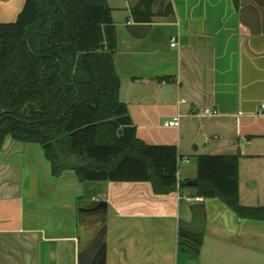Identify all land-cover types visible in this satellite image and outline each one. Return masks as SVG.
I'll return each mask as SVG.
<instances>
[{
  "label": "crops",
  "instance_id": "crops-1",
  "mask_svg": "<svg viewBox=\"0 0 264 264\" xmlns=\"http://www.w3.org/2000/svg\"><path fill=\"white\" fill-rule=\"evenodd\" d=\"M25 1L0 0V22ZM107 1L120 101L139 140L177 147L178 189L55 177L40 145L8 136L0 264H264V220L195 188L199 158H237L240 204L264 207V0Z\"/></svg>",
  "mask_w": 264,
  "mask_h": 264
},
{
  "label": "trees",
  "instance_id": "trees-1",
  "mask_svg": "<svg viewBox=\"0 0 264 264\" xmlns=\"http://www.w3.org/2000/svg\"><path fill=\"white\" fill-rule=\"evenodd\" d=\"M107 0H26L15 23H0V153L5 139L40 145L55 177L81 182H149L178 189L176 146L137 138L103 26ZM196 196L220 198L239 217L264 220V207L239 201L237 158L201 157Z\"/></svg>",
  "mask_w": 264,
  "mask_h": 264
},
{
  "label": "built area",
  "instance_id": "built-area-1",
  "mask_svg": "<svg viewBox=\"0 0 264 264\" xmlns=\"http://www.w3.org/2000/svg\"><path fill=\"white\" fill-rule=\"evenodd\" d=\"M175 44H173L172 46H174ZM204 115H215L217 114L216 112L214 111H211L209 109L205 110V112L203 113ZM261 115L264 116V103H262V106H261ZM168 125L171 126V127H175V126H178L179 125V121L178 119H174L172 121H169L168 122ZM184 198L188 201H192V200H200L201 198H196V199H192L190 197H187V196H184Z\"/></svg>",
  "mask_w": 264,
  "mask_h": 264
},
{
  "label": "water",
  "instance_id": "water-1",
  "mask_svg": "<svg viewBox=\"0 0 264 264\" xmlns=\"http://www.w3.org/2000/svg\"><path fill=\"white\" fill-rule=\"evenodd\" d=\"M25 4H26V1L24 3V6L22 7V10L19 12V14L23 11V9L25 7ZM19 14L17 15L16 19L14 21H12V22H0V23H15L17 21V19H18ZM66 172H69V171H66ZM66 172H64V174H66ZM71 173L76 175L75 171H71ZM102 234H103L102 242H104L105 236H106V225H104L103 228H102Z\"/></svg>",
  "mask_w": 264,
  "mask_h": 264
}]
</instances>
